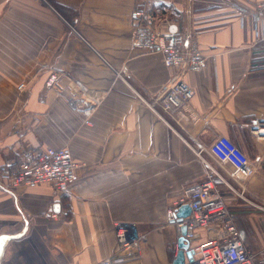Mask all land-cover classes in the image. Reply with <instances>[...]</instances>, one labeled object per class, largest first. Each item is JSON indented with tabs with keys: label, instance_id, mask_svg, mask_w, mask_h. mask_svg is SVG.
Masks as SVG:
<instances>
[{
	"label": "crops",
	"instance_id": "0c3cea01",
	"mask_svg": "<svg viewBox=\"0 0 264 264\" xmlns=\"http://www.w3.org/2000/svg\"><path fill=\"white\" fill-rule=\"evenodd\" d=\"M254 1L0 0V165L60 147L82 163L63 193L0 186V264H100L116 254L114 223L145 235L135 264H172L178 234L165 212L203 179L201 160L244 246H264V140L251 133L264 115V41L232 9ZM156 5L155 27L177 23L184 47L206 57L201 71L166 68L133 47V10ZM50 72L59 91L44 87ZM176 81L193 96L167 114L158 101ZM221 136L252 176L210 154ZM215 234L198 229L191 245Z\"/></svg>",
	"mask_w": 264,
	"mask_h": 264
},
{
	"label": "built area",
	"instance_id": "2783aa9c",
	"mask_svg": "<svg viewBox=\"0 0 264 264\" xmlns=\"http://www.w3.org/2000/svg\"><path fill=\"white\" fill-rule=\"evenodd\" d=\"M146 1V0H141ZM232 9L241 22L250 17L255 39L264 41V0H255L254 9L232 4ZM162 12V7L156 5L152 11L143 6L136 7L131 14L134 29L133 47L147 53H158L166 68L184 72L197 73L206 65V57L195 46L184 47L183 38L175 22H167L163 29L155 27V17ZM252 65V68H255ZM60 77L56 72H50L45 81L47 89L60 90ZM17 90L24 84L17 85ZM164 92L159 98V106L164 113L178 112L193 96L191 87L181 81L162 87ZM252 135L264 140V115L254 122ZM210 154L219 163H228L234 174L243 178L253 175L254 171L246 155L228 138L218 137L209 146ZM203 179L185 188L170 204L165 212L166 224L172 226L178 236L181 228L186 229L185 241L195 239L198 229H212L216 234L205 242L194 246L192 260H184L182 264H264V246L257 251L248 250L236 228L233 217L225 203L216 181L215 174L204 160ZM82 163L75 161L67 147L45 148L34 156L18 159L0 165V186L5 189H34L41 185H49L56 192L63 193L75 179L76 169ZM186 205L190 209L188 216L176 218V210ZM116 254L105 259L100 264H135L140 262V245L145 241L132 224L114 223Z\"/></svg>",
	"mask_w": 264,
	"mask_h": 264
},
{
	"label": "water",
	"instance_id": "95a60500",
	"mask_svg": "<svg viewBox=\"0 0 264 264\" xmlns=\"http://www.w3.org/2000/svg\"><path fill=\"white\" fill-rule=\"evenodd\" d=\"M190 213V209L188 206L183 205L180 206L176 210V218H183L188 216ZM186 233V229L183 227L179 230V236L176 241V247H177V253L175 255V258L173 260L172 264H182L185 259L191 261L192 260V251L189 249L190 243L193 241H185L183 236Z\"/></svg>",
	"mask_w": 264,
	"mask_h": 264
},
{
	"label": "rangeland",
	"instance_id": "374dc122",
	"mask_svg": "<svg viewBox=\"0 0 264 264\" xmlns=\"http://www.w3.org/2000/svg\"><path fill=\"white\" fill-rule=\"evenodd\" d=\"M257 206H260V208L264 209V206H263V205H259V204H257ZM261 206H262V207H261ZM258 212H259V214H260V215H258V217H259L258 220L261 221V220H262V219H261V214L264 215V211L259 210Z\"/></svg>",
	"mask_w": 264,
	"mask_h": 264
}]
</instances>
